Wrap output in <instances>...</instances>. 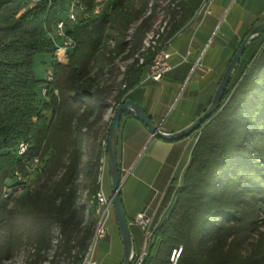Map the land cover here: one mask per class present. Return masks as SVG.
I'll return each instance as SVG.
<instances>
[{
	"label": "trees",
	"instance_id": "16d2710c",
	"mask_svg": "<svg viewBox=\"0 0 264 264\" xmlns=\"http://www.w3.org/2000/svg\"><path fill=\"white\" fill-rule=\"evenodd\" d=\"M72 1L41 0L26 8L29 0H0V264L23 243L32 251L25 264H41L50 251L48 264L83 263L95 232L101 160L107 156L104 115L147 72L150 58L141 49L159 20L166 22L161 46L168 45L203 3L106 0L101 6L100 0H78L84 14L66 28L77 46L61 64L53 59L48 29L65 18ZM251 29L240 36L226 67ZM259 37L244 52L216 114L200 128L143 264H174L173 251L180 247L175 264H264V251L245 256L236 239L229 241L232 226L245 225L264 206V45L259 52L253 46ZM39 53L52 56V83L36 75ZM117 56L129 62L124 70L114 63ZM39 86L48 88L41 98ZM32 162L40 164L30 170L26 191L19 197L5 192L6 181L27 174Z\"/></svg>",
	"mask_w": 264,
	"mask_h": 264
},
{
	"label": "rangeland",
	"instance_id": "374dc122",
	"mask_svg": "<svg viewBox=\"0 0 264 264\" xmlns=\"http://www.w3.org/2000/svg\"><path fill=\"white\" fill-rule=\"evenodd\" d=\"M105 1L106 0H100V2H102L101 6ZM223 1L224 0H208L205 3L198 20L191 24L178 38H176L172 43L169 44V51L176 52L172 59V62L175 63V61L179 59V62L181 63L178 65H176V63L174 64L175 66L172 67V69L163 77V81L160 83V86L154 84V81L151 79L143 81L145 79L143 77L147 73L145 72L142 77L141 83L134 88L130 96L132 100H138L139 96H145L147 94L148 99H151L153 97L154 91L155 93L164 91L165 86L173 81L178 82L181 85L179 86V97L176 100L172 111L168 113V116L166 118L169 124H172L176 121L186 122L193 118L196 119L198 116L194 115H200L201 113H203V107H205V105L207 104V96L205 95L206 92H204V90L206 91V84L208 80L212 76L217 75L216 80L218 81V78H220L221 74L224 73L226 69V63L229 55L239 44L240 36L244 32L252 28V23L254 21H257L258 19H264V0H226L224 2V5L222 4ZM137 2L138 0L135 1V4H138ZM34 5L35 4L31 0H29L26 8L32 7ZM208 9H211L215 14L208 15L206 13ZM220 10L221 13L218 17L216 15ZM79 16L82 15L80 14ZM202 18H207V20H205L201 28L199 24ZM164 26L165 21L161 18L155 27V31L151 32L148 35L145 48L141 49V51L144 52L143 58H150V62L154 55V49L150 47V45H153L152 38L154 37V39H157L158 33L163 34ZM222 33H226L228 35V39H230L228 40L227 38L222 37ZM262 45H264V37H259L257 42H255L253 45L255 51L259 52ZM149 49H151V51H149ZM118 59L119 56H117V58L114 60V63L118 68L124 70L126 64L129 62L123 63L121 61H118ZM199 59L202 61V65H207L210 67V72L206 74V79L202 81L197 88H195L194 80L190 79L192 75V69L188 72V68L192 63ZM52 63L53 59L49 53L37 54L35 56L34 64L36 75L41 79H46L48 73L53 72ZM95 71L96 67L91 71V74H93ZM215 88L216 87H212V89L209 91V97L212 95ZM37 93L38 97L41 98L43 93L41 86H39ZM188 100H190V102ZM202 104L203 107H201ZM180 109L182 110L181 112L179 111ZM82 110L83 109H81V112ZM114 111L115 105L113 106L111 113L108 116V121L104 125V130L107 129V133ZM198 134V131H196L192 135L185 137L182 140L186 144V155L182 166L175 175V179L172 184V187L175 190L181 184L182 173L187 165L186 163H188L189 161L193 144L196 141ZM104 159L105 164L107 165V156ZM38 163L32 162L29 167L26 168L27 174L24 172H19L9 178L6 181L7 186L5 192L7 191L9 193H12L15 197L21 196V194H23L28 188L31 179L29 174L30 170L38 166ZM106 174V179L103 183L104 190L106 195H110L112 192V187L111 179L108 177V169ZM85 198L86 194H84V201ZM248 199L254 201L253 198L248 197ZM93 217H89L88 220L91 221ZM249 217L252 219L249 222L245 223V225H241V223H239L238 225H233L230 229L231 236L229 237V241L234 239L237 240L236 244L239 247L241 254L245 256L249 255L254 250L257 252H259V250L264 251V206L262 207V211L259 214L251 213L249 214ZM106 225L108 230L107 237L98 240L93 247H91V243L82 264H90L89 262L91 260L96 261L97 264H119L123 260L124 248L120 236L118 235V225L116 222V216L112 204L110 206L109 218ZM129 227L134 240L135 250L137 252H140L144 244V231L133 221L130 223ZM52 236L53 243H56L58 230L55 226L52 229ZM31 252V248L28 246V244L23 243L16 250L12 258L7 260L4 264H25L26 261L30 258ZM51 253L52 252L50 251V253L48 252L43 257L41 264H48L47 258Z\"/></svg>",
	"mask_w": 264,
	"mask_h": 264
},
{
	"label": "crops",
	"instance_id": "0c3cea01",
	"mask_svg": "<svg viewBox=\"0 0 264 264\" xmlns=\"http://www.w3.org/2000/svg\"><path fill=\"white\" fill-rule=\"evenodd\" d=\"M225 1L226 0L223 1V5ZM200 13L194 22L198 20ZM206 13L208 15L215 14L211 9H208ZM220 13L221 10L216 16L219 17ZM205 20H207V18H202L199 24L201 28ZM222 37L228 39L226 33H222ZM174 40L171 39L169 44ZM170 52L173 54L170 60L172 67L175 66V63L176 65L180 64L181 62H179V59L176 60L175 63L172 62L176 52ZM191 69L192 75L190 79L194 80L195 88H197L198 85L206 79L205 77L207 76L206 74L210 72V67L202 65V61L199 59L191 64L188 68V72L191 71ZM145 76L143 77L145 78L143 81L147 80ZM216 79L217 75L212 76L206 84L207 87L204 92H206L207 104L210 98L209 91L212 87H216L217 85ZM162 81L163 78L160 81H154L153 83L160 86ZM180 85L181 84L178 82L171 81L165 86L164 91H160V93H155L154 91L151 99H148V94L145 96H139L138 100L134 99L136 103L138 102V104L147 112L152 121L160 126L161 131L166 133L176 132L190 124L195 119L193 118L186 122L176 121L172 124H169L168 120H166L168 113L172 111L176 100L179 97ZM133 90L134 88L127 93L126 99H131L130 96ZM188 101L190 102V100ZM207 104L205 106H207ZM114 105L115 104L113 103L104 115V125L108 121V116ZM201 107H203V104ZM181 109L179 110L180 112L182 111ZM194 116H199V114ZM182 140L183 139L169 141L153 136L152 132L145 126V124L136 118L131 112L122 116L118 138L117 157L122 179L121 196L129 225L139 212H146L153 218L154 228H156L160 221L168 215L178 189L175 190L172 187V184L186 155V144ZM107 169L108 165L105 164L103 177H101V188L105 195L106 193L103 183L106 179ZM108 177L110 178V173ZM111 195L112 192L110 195H106V197L110 198L109 196Z\"/></svg>",
	"mask_w": 264,
	"mask_h": 264
},
{
	"label": "water",
	"instance_id": "95a60500",
	"mask_svg": "<svg viewBox=\"0 0 264 264\" xmlns=\"http://www.w3.org/2000/svg\"><path fill=\"white\" fill-rule=\"evenodd\" d=\"M207 1L208 0L203 1L195 16L172 38V40L177 38L195 21ZM263 33L264 21L254 26L248 32V34L245 36V38L242 40L241 44L237 48L235 54L231 58L229 64L227 65L210 104L203 113H201L196 119H194L190 124H188L184 128L172 133H166L161 131L160 126L152 121L151 117L147 114V112L138 103L131 99H126L115 109L108 129L107 165L110 173L112 187V195L109 198V202L113 205L114 208L119 235L124 248V258L119 264H131L135 251L134 240L131 235L129 222L126 216L121 196L122 179L117 157L120 122L123 113L125 111L131 112L136 118H138L141 122L145 124V126L152 132L153 136H157L165 140L175 141L192 135L202 127L203 123L206 120L216 114L218 108L220 107L225 91L236 71V68L244 52L246 51L250 43L257 37L261 36Z\"/></svg>",
	"mask_w": 264,
	"mask_h": 264
},
{
	"label": "built area",
	"instance_id": "2783aa9c",
	"mask_svg": "<svg viewBox=\"0 0 264 264\" xmlns=\"http://www.w3.org/2000/svg\"><path fill=\"white\" fill-rule=\"evenodd\" d=\"M31 1L34 4H36L41 0H31ZM84 11H85V7L79 1L73 0L67 11L65 18L60 19L59 21H57V23L52 28L48 29V35L51 38V41L54 45L53 59L57 63H61V64L66 63L70 58L71 52L76 48L77 41L68 34L66 28H67L68 23L76 22L78 20V15L81 13L84 14ZM165 25H166V22H165ZM152 39H153L152 41L153 45H150V47L154 49V55L152 57L151 62L149 63L146 78L151 79L153 81H160L172 69L170 60L173 54L169 51L168 45L161 46V42H160L161 34L160 33H158L157 39H154V37ZM146 43H147V39L144 42V48H145ZM141 62H143V59L141 60ZM47 80L49 83H52L54 81L53 72L48 73ZM47 89L48 88L46 86L43 87L42 91L44 95L47 94V91H48ZM55 93L58 94L57 89L55 90ZM26 149H27V146L24 143H21L19 146V152L24 153ZM101 162L102 164L100 167V172H101L100 173V184H101L102 173L105 167L104 157L101 160ZM94 200L97 203V209L94 215L96 222H95V232H94V236L91 242L92 243L91 247H93L98 240L106 238L108 235L106 223L109 218L110 206H111L109 199L104 194L102 188L97 193V195L94 196ZM133 222L139 225L143 229L144 244L140 252L134 251L131 264H143L148 254V246H149V243L151 241V238H152V235L155 229L153 227V218L150 215H148L146 212H139L134 217ZM181 250H182V247L173 251L172 260L174 264L176 263ZM89 263L97 264V262L93 260H91Z\"/></svg>",
	"mask_w": 264,
	"mask_h": 264
},
{
	"label": "flooded vegetation",
	"instance_id": "af4514ba",
	"mask_svg": "<svg viewBox=\"0 0 264 264\" xmlns=\"http://www.w3.org/2000/svg\"><path fill=\"white\" fill-rule=\"evenodd\" d=\"M200 130V129H199ZM199 130H197V131H199Z\"/></svg>",
	"mask_w": 264,
	"mask_h": 264
}]
</instances>
